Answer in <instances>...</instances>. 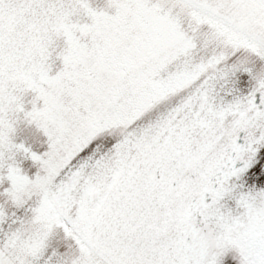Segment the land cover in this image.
<instances>
[{"label":"snow or ice","instance_id":"snow-or-ice-1","mask_svg":"<svg viewBox=\"0 0 264 264\" xmlns=\"http://www.w3.org/2000/svg\"><path fill=\"white\" fill-rule=\"evenodd\" d=\"M0 264H264V0H0Z\"/></svg>","mask_w":264,"mask_h":264}]
</instances>
